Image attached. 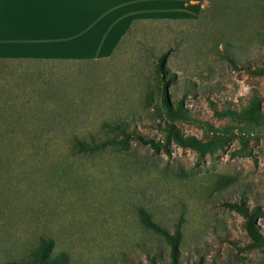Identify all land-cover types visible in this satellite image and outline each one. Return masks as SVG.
<instances>
[{
    "label": "rangeland",
    "instance_id": "374dc122",
    "mask_svg": "<svg viewBox=\"0 0 264 264\" xmlns=\"http://www.w3.org/2000/svg\"><path fill=\"white\" fill-rule=\"evenodd\" d=\"M263 66L264 0H205L198 20L134 29L105 61L7 65L0 83L12 75L21 90L7 119L0 111V264L31 257L41 240L59 264H169L143 213L179 232L177 264H264L246 217L225 206L257 209L264 237ZM161 77L172 80L168 107ZM253 97L262 117L247 120ZM117 123L162 144L167 123L202 141L209 125L223 140L203 155L172 140L77 150Z\"/></svg>",
    "mask_w": 264,
    "mask_h": 264
},
{
    "label": "crops",
    "instance_id": "0c3cea01",
    "mask_svg": "<svg viewBox=\"0 0 264 264\" xmlns=\"http://www.w3.org/2000/svg\"><path fill=\"white\" fill-rule=\"evenodd\" d=\"M205 0H0V60L110 59L134 29L196 21Z\"/></svg>",
    "mask_w": 264,
    "mask_h": 264
},
{
    "label": "trees",
    "instance_id": "16d2710c",
    "mask_svg": "<svg viewBox=\"0 0 264 264\" xmlns=\"http://www.w3.org/2000/svg\"><path fill=\"white\" fill-rule=\"evenodd\" d=\"M205 2V1H204ZM203 10V9H202ZM202 14V11H201ZM200 14V16H201ZM200 18V17H199ZM167 53L161 55L158 58L157 62V70L158 72L164 73L165 67L164 62L166 61ZM65 62H71V61H65ZM14 63H22L20 61H7V60H0V73H2L3 69L7 67L9 64ZM8 68V67H7ZM257 75L264 76V66L260 69H257L254 71ZM1 75V74H0ZM4 75V74H3ZM5 76V75H4ZM7 78V87L6 85H3L0 83V111L3 110V113L6 117V110L8 107L11 108V104L16 103V100L18 101V90L20 91V85L18 82V78L10 75L6 76ZM172 86V80L170 78L165 79L164 77H161V87L160 92L162 95V101L165 106L168 107L169 105V96H168V90ZM15 106V105H14ZM13 106V107H14ZM2 113V112H1ZM2 113V114H3ZM242 115L247 120H255L262 117V112L259 106L258 99L256 97H253L252 100L249 102L248 107L242 111ZM8 117H6L7 119ZM208 128L209 133H213L211 139L202 141L197 139L195 136H185L178 132L173 125L166 124L165 131H167L169 137L166 139V142L164 144L154 142L153 140L143 138L132 131H129V125L125 123H117L114 125H107L105 126L107 130H109L113 135L111 137H107L104 140L98 141V142H92V143H86L83 141H76V148L81 153H91L95 152L97 150H101L108 146H117V147H124L127 145V142L129 139H133L136 142L143 144V145H149L154 150H159L161 147L164 149L167 148V145L169 144V141L172 140L177 145L184 147V148H191L199 153V155H203L205 153H211L215 151L217 148H219L222 144L223 137L221 135L217 134V130L213 129L209 125H206ZM167 150V149H166ZM225 206L235 209L237 211H240L243 213V215L246 217L245 222V228L248 236L251 239V245L252 247H263L264 246V237L261 236V234L258 232L256 226L254 225L253 218L257 214V209H253L251 213L244 208L243 204H232V203H226ZM143 221L144 223L155 233L161 234L166 241L170 245V262L169 264H177V247L179 244V241L181 240V236L179 232L174 233L173 235H170L169 232L159 225L153 223L150 219V217L143 213ZM53 247L52 240H41L40 241V247L36 249V251L33 253L31 257H28L27 259L20 261V262H8L6 264H59L63 262V255H55L51 251V248ZM197 264H204L202 260L200 259Z\"/></svg>",
    "mask_w": 264,
    "mask_h": 264
},
{
    "label": "clouds",
    "instance_id": "9594fccd",
    "mask_svg": "<svg viewBox=\"0 0 264 264\" xmlns=\"http://www.w3.org/2000/svg\"><path fill=\"white\" fill-rule=\"evenodd\" d=\"M192 2H193V3H195V2H196V0H192ZM245 91H247V90H245Z\"/></svg>",
    "mask_w": 264,
    "mask_h": 264
}]
</instances>
